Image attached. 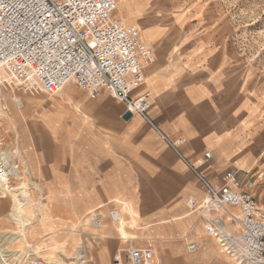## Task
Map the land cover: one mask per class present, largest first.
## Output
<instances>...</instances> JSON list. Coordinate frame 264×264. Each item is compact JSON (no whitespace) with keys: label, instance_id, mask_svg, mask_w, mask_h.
Returning <instances> with one entry per match:
<instances>
[{"label":"crops","instance_id":"obj_1","mask_svg":"<svg viewBox=\"0 0 264 264\" xmlns=\"http://www.w3.org/2000/svg\"><path fill=\"white\" fill-rule=\"evenodd\" d=\"M117 2L116 17L137 27L155 54L136 95H148L149 116L163 136L107 93L92 100L74 83L57 96L0 86V129L23 147L19 162H5H13L33 198L46 202L35 215L47 223L29 229L28 241L77 247L80 261L90 257L94 264H111L114 255L112 264L126 262L131 247L152 248L158 264H237L192 208L205 192L163 137L185 139V157L217 186L229 171L261 180L264 88L232 65L225 35L198 3ZM11 213L6 218L14 223ZM63 232L80 238L54 235Z\"/></svg>","mask_w":264,"mask_h":264},{"label":"built area","instance_id":"obj_2","mask_svg":"<svg viewBox=\"0 0 264 264\" xmlns=\"http://www.w3.org/2000/svg\"><path fill=\"white\" fill-rule=\"evenodd\" d=\"M118 8L117 0H0V73L6 76L0 86L15 87L31 96H57L74 83L92 100L110 94L126 105L128 114L141 116L161 134L149 116L148 95H136L146 82L145 69L156 63L155 54L142 42L137 27L116 17ZM163 138L205 192L201 204L194 200L190 204L204 221L206 232L224 240L223 245L232 250L237 247L235 253L244 264H264V209L253 194V178L242 179L236 171H229L217 186L201 166L185 157V139ZM210 158L206 154L203 165ZM13 169L9 164L0 165V175L10 174V186ZM4 193L0 192V199H6ZM111 218L117 219L114 212ZM236 223L241 231L239 246L226 233ZM189 250L196 252V245L190 244ZM23 258L26 264H45L31 249ZM1 262L9 264L10 260L1 258ZM114 264L157 263L152 248L131 247L126 262L116 258Z\"/></svg>","mask_w":264,"mask_h":264},{"label":"rangeland","instance_id":"obj_3","mask_svg":"<svg viewBox=\"0 0 264 264\" xmlns=\"http://www.w3.org/2000/svg\"><path fill=\"white\" fill-rule=\"evenodd\" d=\"M185 1L198 3L201 7V11L205 13L204 15H211V18L215 20L214 27L216 32L225 35V47L229 53L232 65L243 71L245 80L253 82L258 87L262 86L264 88V0ZM22 149V145L18 144L15 138L7 136L3 130L0 129V152L4 161L19 162L22 159ZM8 163L12 165V163ZM13 171L15 174H13L11 178V187L19 189L14 193L19 195L23 191H26L30 196V200L28 198L25 199V212L23 214L24 219L29 220L30 225L26 227L24 231H21L18 223H12L6 218L12 210V195L8 196L6 199H0V225L6 226L4 229H0V245H2L0 251L7 248L8 251L5 252H16L10 253L11 257L9 258V264H26L23 257L28 253L30 246H34L33 250L37 254V257L41 258L45 264H53L52 262L54 259H56V262H62L64 264L71 262H73V264H94L91 262L90 257L86 259L82 258L80 261L81 256L78 254L77 247L74 249H66L62 247V245H56L52 248H47L48 246L41 242L38 244L28 241L29 232L31 231H28L29 229L36 227L41 220L47 223L48 217H37L35 215L36 210H46V202L42 199L33 198L30 195L31 186L23 185L22 181L18 179V170L13 169ZM262 174L264 176V157L261 175ZM259 177L260 176L257 175L253 178V182L255 183L253 194L255 195L258 205L264 209V177H262L261 180ZM29 212L30 215L28 216ZM236 213L238 215V211H236ZM89 220L94 219L89 217ZM231 230L238 244V238H240L241 235L240 228L234 225ZM11 233H24V235H18L20 237L17 238L11 235ZM27 235L28 238H26ZM54 235L74 236L77 240L80 238L78 232H63L62 234L57 233ZM51 237L52 235L45 236L44 240H48ZM95 240L96 237L92 239L93 242H95ZM88 251L101 252L102 250L93 248ZM114 256L111 257V264ZM157 259L156 256V263L158 264ZM0 264H2L1 258Z\"/></svg>","mask_w":264,"mask_h":264},{"label":"bare ground","instance_id":"obj_4","mask_svg":"<svg viewBox=\"0 0 264 264\" xmlns=\"http://www.w3.org/2000/svg\"><path fill=\"white\" fill-rule=\"evenodd\" d=\"M2 78H6V76L3 73H0V80ZM2 164H7V162L2 160V157L0 155V165ZM13 167V166H12ZM16 167V166H15ZM9 177L10 174L9 173H5L4 176L0 175V192L5 191L4 195L6 196V198L10 195L13 196V203H12V213L10 215V219L14 222H17L21 228L25 229L27 226H29V221L24 219L23 214L25 212V199L28 198V193H26V191H23L21 194L16 195L14 192L17 190L16 188H13L10 186V183H7L9 181ZM6 184V185H5ZM4 198V197H3ZM117 220V219H116ZM235 226H237L238 228L240 227L238 223L235 224ZM232 225H229L226 229V233L228 235H232ZM21 235V234H19ZM237 238V237H236ZM234 239V236H233ZM219 244L221 245V247L223 248V250L228 253L229 255L232 254L233 258L236 260L237 264H244L241 260V258L239 256L236 255V250L237 247H233V250L231 248H229V246L227 244L223 243L224 240H218ZM239 246V243L238 245ZM29 250V249H28ZM32 250V249H31ZM33 255L35 256L36 259H40L39 257H37V254L32 250ZM10 253H16L15 251L13 252H5V250H1L0 251V258L5 259V261H7L11 256ZM231 256V255H230ZM53 264H56L57 262H52Z\"/></svg>","mask_w":264,"mask_h":264}]
</instances>
